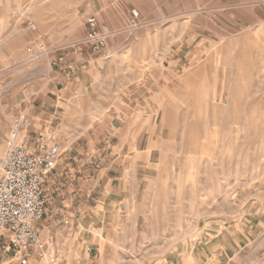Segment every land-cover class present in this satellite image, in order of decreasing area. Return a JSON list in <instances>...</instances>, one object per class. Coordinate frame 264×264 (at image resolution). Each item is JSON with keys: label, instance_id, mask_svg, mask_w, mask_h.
Returning <instances> with one entry per match:
<instances>
[{"label": "rangeland", "instance_id": "374dc122", "mask_svg": "<svg viewBox=\"0 0 264 264\" xmlns=\"http://www.w3.org/2000/svg\"><path fill=\"white\" fill-rule=\"evenodd\" d=\"M30 2L43 6L29 17L46 52L28 16L11 9L21 0H0L2 24L15 28L12 47L0 48V126L47 98L52 50L77 49L93 85L91 99L83 95L73 108L79 133L106 131L113 118L147 119L165 133V198L127 204L124 241L114 233L90 264H156L188 237L192 254L204 225L240 259L264 262V0H94L79 11L84 0ZM90 15L112 32L100 57L82 53ZM7 150L3 133L0 160Z\"/></svg>", "mask_w": 264, "mask_h": 264}, {"label": "crops", "instance_id": "0c3cea01", "mask_svg": "<svg viewBox=\"0 0 264 264\" xmlns=\"http://www.w3.org/2000/svg\"><path fill=\"white\" fill-rule=\"evenodd\" d=\"M30 1L21 0V6L11 8L24 12L28 16V25L34 22L29 17L30 11L43 9L39 2ZM84 3V7L82 2L74 9L90 10L94 0H84ZM1 26L5 29L0 31V35L3 33L0 48L8 51L12 47L15 28L11 22L4 25L0 20ZM84 26L86 38V24ZM38 33L46 52L48 40L40 27ZM108 49L109 43L106 50L97 54L86 44L82 53L85 57L90 54L100 57ZM52 54V83L47 98L25 113L14 116L10 123H2L0 134L5 133L7 145L12 120L24 115L33 123V128L23 130L22 138L33 150L41 135L53 137L61 146L62 155L57 167L47 179L57 196L50 205L52 214L38 221L36 227L44 244L42 251L48 256L44 259L51 264H90L103 249L108 248L114 233L122 231L124 234L127 204L139 203L143 201L141 198H165L161 194L166 175L164 148L158 142L165 133L159 132L152 124L148 125L147 119L141 121L142 127L139 128L140 125L127 121L121 123L115 118L109 120L106 131L79 133L72 118L73 108L81 96L91 99L93 85L84 78L83 68H78L77 49L75 52L53 49ZM81 78H84L83 82ZM92 138L97 141L93 143ZM205 226L199 230V241L196 248L192 247V254L188 237L186 242L182 241L172 249L168 258L156 264H249L244 261V256L240 259L238 249L232 246L227 249L222 244L224 237L217 242L216 227ZM122 233L121 236L118 234V243L124 241ZM50 255L55 258L54 262L49 259ZM10 257V253L0 252V264ZM44 259H39L36 253L30 263ZM251 264L258 263L252 261Z\"/></svg>", "mask_w": 264, "mask_h": 264}, {"label": "built area", "instance_id": "2783aa9c", "mask_svg": "<svg viewBox=\"0 0 264 264\" xmlns=\"http://www.w3.org/2000/svg\"><path fill=\"white\" fill-rule=\"evenodd\" d=\"M138 19V11L133 10L132 22L136 24ZM85 24V43L94 53L106 50L112 35L109 26L95 15L88 16ZM29 26L38 30L32 21ZM38 47L46 50L40 39ZM32 125L24 115L12 120L8 150L0 160V252L10 253V264H29L36 253L39 259L48 257L42 251L36 223L52 214L50 205L57 196L47 179L57 167L62 148L53 137L41 135L33 150L22 138L23 130ZM49 259L55 261L51 255Z\"/></svg>", "mask_w": 264, "mask_h": 264}, {"label": "bare ground", "instance_id": "6f19581e", "mask_svg": "<svg viewBox=\"0 0 264 264\" xmlns=\"http://www.w3.org/2000/svg\"><path fill=\"white\" fill-rule=\"evenodd\" d=\"M32 128H33V126H32Z\"/></svg>", "mask_w": 264, "mask_h": 264}]
</instances>
